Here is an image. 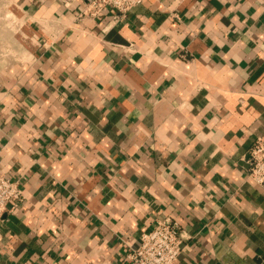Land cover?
Returning a JSON list of instances; mask_svg holds the SVG:
<instances>
[{
    "label": "crops",
    "instance_id": "obj_1",
    "mask_svg": "<svg viewBox=\"0 0 264 264\" xmlns=\"http://www.w3.org/2000/svg\"><path fill=\"white\" fill-rule=\"evenodd\" d=\"M0 5L18 16L0 26V171L23 196L0 216V264H129L165 218L174 264H264L247 176L264 0H143L118 18L86 0Z\"/></svg>",
    "mask_w": 264,
    "mask_h": 264
},
{
    "label": "built area",
    "instance_id": "obj_2",
    "mask_svg": "<svg viewBox=\"0 0 264 264\" xmlns=\"http://www.w3.org/2000/svg\"><path fill=\"white\" fill-rule=\"evenodd\" d=\"M69 1V0H68ZM143 0H86L84 14L96 15L109 7L114 18L125 16ZM248 178L264 190V139L257 137L248 152ZM20 182L0 171V216L12 210L21 200ZM180 227L177 221L165 218L140 236V241L127 253L129 264H174L181 252Z\"/></svg>",
    "mask_w": 264,
    "mask_h": 264
},
{
    "label": "rangeland",
    "instance_id": "obj_3",
    "mask_svg": "<svg viewBox=\"0 0 264 264\" xmlns=\"http://www.w3.org/2000/svg\"><path fill=\"white\" fill-rule=\"evenodd\" d=\"M1 6V5H0ZM17 17V18H16ZM15 19L16 21H18V16L13 15V16H9V15H4V14H0V26L2 28L1 30V34L4 35L2 32H4L5 34H7L5 32V30L9 27V25H12L15 23ZM11 21V22H10ZM4 27V28H3ZM5 29V30H4ZM9 29V28H8ZM21 50V49H20ZM18 51H16L15 53V57L17 55H19V53L17 54ZM0 57L1 59H12L13 58V54L10 53V51L7 49V47L5 46L4 48H0ZM8 64L4 63L1 64V67H7Z\"/></svg>",
    "mask_w": 264,
    "mask_h": 264
}]
</instances>
